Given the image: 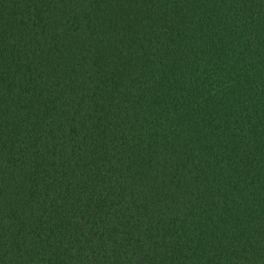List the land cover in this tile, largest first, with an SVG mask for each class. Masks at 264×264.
<instances>
[{
  "label": "trees",
  "instance_id": "trees-1",
  "mask_svg": "<svg viewBox=\"0 0 264 264\" xmlns=\"http://www.w3.org/2000/svg\"><path fill=\"white\" fill-rule=\"evenodd\" d=\"M0 264H264V0H0Z\"/></svg>",
  "mask_w": 264,
  "mask_h": 264
}]
</instances>
